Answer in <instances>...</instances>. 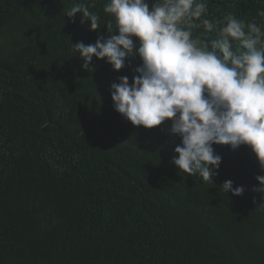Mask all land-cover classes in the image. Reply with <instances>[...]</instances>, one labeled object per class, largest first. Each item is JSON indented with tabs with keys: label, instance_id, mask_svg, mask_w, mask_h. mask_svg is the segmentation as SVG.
Returning <instances> with one entry per match:
<instances>
[{
	"label": "trees",
	"instance_id": "obj_1",
	"mask_svg": "<svg viewBox=\"0 0 264 264\" xmlns=\"http://www.w3.org/2000/svg\"><path fill=\"white\" fill-rule=\"evenodd\" d=\"M107 2L0 0V264H264V198L252 191L264 171L251 148L213 145L214 183L188 175L171 162L181 138L170 120L149 129L114 109L111 85L131 84L139 56L119 71L96 57L82 68L72 45L119 34ZM75 3L100 29L66 16ZM259 10L264 0H208L203 18L264 32ZM226 180L243 194L223 191Z\"/></svg>",
	"mask_w": 264,
	"mask_h": 264
},
{
	"label": "clouds",
	"instance_id": "obj_2",
	"mask_svg": "<svg viewBox=\"0 0 264 264\" xmlns=\"http://www.w3.org/2000/svg\"><path fill=\"white\" fill-rule=\"evenodd\" d=\"M103 11L115 18L119 34L94 44L77 42L72 50L85 70L93 57L106 59L115 71L125 66L126 57L142 60L131 84L122 76L111 85L118 113L149 129L170 120V133L181 138L171 162L205 182L214 183L222 162L213 145L249 146L264 171V32L259 25L248 22L245 31V22L231 15L220 21L203 18L208 0H155L151 10L148 0H108ZM77 13L82 24L90 22V31L100 29V17L88 5L75 3L66 16L75 22ZM258 15L264 17V10ZM201 24L206 32L220 24L218 38H193ZM107 27L112 33V25ZM255 179L259 186L252 191L264 198V175ZM220 187L234 196L245 191L234 188L232 180Z\"/></svg>",
	"mask_w": 264,
	"mask_h": 264
}]
</instances>
